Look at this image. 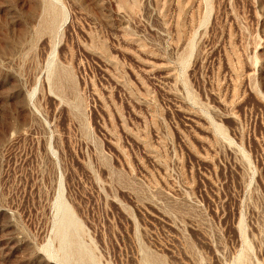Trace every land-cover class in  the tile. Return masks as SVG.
Wrapping results in <instances>:
<instances>
[{
    "label": "rangeland",
    "instance_id": "rangeland-1",
    "mask_svg": "<svg viewBox=\"0 0 264 264\" xmlns=\"http://www.w3.org/2000/svg\"><path fill=\"white\" fill-rule=\"evenodd\" d=\"M0 264H264V0H0Z\"/></svg>",
    "mask_w": 264,
    "mask_h": 264
}]
</instances>
